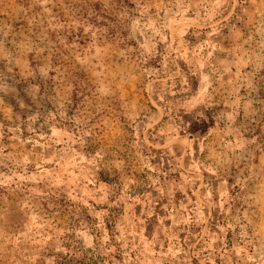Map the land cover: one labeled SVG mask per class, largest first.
<instances>
[{"label": "clouds", "instance_id": "obj_1", "mask_svg": "<svg viewBox=\"0 0 264 264\" xmlns=\"http://www.w3.org/2000/svg\"><path fill=\"white\" fill-rule=\"evenodd\" d=\"M62 198L91 222L42 227ZM69 242L105 264H264V0H0V264Z\"/></svg>", "mask_w": 264, "mask_h": 264}, {"label": "rangeland", "instance_id": "obj_2", "mask_svg": "<svg viewBox=\"0 0 264 264\" xmlns=\"http://www.w3.org/2000/svg\"><path fill=\"white\" fill-rule=\"evenodd\" d=\"M17 3H19V0H17ZM79 42L82 46L87 47V45L83 44V41ZM99 47L107 49V51L102 53V55L104 57L105 65L110 67V59H114L117 49L115 46L111 45V42L109 45H99ZM112 71L114 72V70ZM123 91L126 97H133L138 101L142 100L138 86L134 85L133 87H128L127 85H123ZM118 107L119 106L116 104L111 105V114L105 117L110 120L111 126L107 130L98 131L100 142L111 144L119 135L125 132V128L122 126V122L119 118ZM5 143H7V140H5ZM93 147H95V145H93ZM89 203H92V201H89ZM93 206L95 207V205ZM41 207L43 208V214L45 215V219L47 221V223L42 225V227L45 228L48 224H51L57 231H63L64 225L78 223L80 220L91 222V217L87 214L80 215L79 217L74 216L69 210L72 207L71 202H68L63 198L56 202L54 209H49L48 204L43 201L41 202ZM137 213H139V206L137 207ZM12 220L15 222L17 217L13 216ZM37 223H40L39 214L37 215ZM109 228L111 230V225H109ZM48 234L51 235V232ZM69 240H71V237ZM63 247L69 250L68 254L56 253L54 250H50L48 252L47 255L50 264H105L106 258L99 253L92 252L90 249L84 252L70 242L64 243ZM116 258L119 259L120 257L117 255ZM37 264H39V261ZM217 264H219V261Z\"/></svg>", "mask_w": 264, "mask_h": 264}]
</instances>
